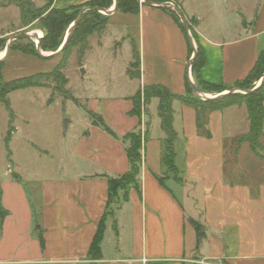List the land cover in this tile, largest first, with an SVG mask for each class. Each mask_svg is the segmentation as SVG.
Instances as JSON below:
<instances>
[{
  "label": "crops",
  "instance_id": "crops-1",
  "mask_svg": "<svg viewBox=\"0 0 264 264\" xmlns=\"http://www.w3.org/2000/svg\"><path fill=\"white\" fill-rule=\"evenodd\" d=\"M90 1L51 0V8L67 9ZM170 2L189 20L204 52L200 79L222 92L242 81L264 50V0H236L234 7L226 0ZM38 3L36 7L43 6L42 0ZM190 3L197 8L189 10ZM201 8L207 13L203 17L198 14ZM169 11L138 4L135 15L122 13L136 19V42L129 35L120 39L128 42V65L135 43L140 77L130 80L126 75L125 92L98 105L96 99L90 101L91 113L100 116L114 135L88 118L78 135L60 142L59 164L51 171H35L28 177L9 169L4 172L1 208L7 215L0 233V264H264V181L257 183L253 194L255 185L247 178L244 183H232L231 175L225 174L232 156H238L236 140L249 131L245 106L209 112V137H205L197 130L196 111L178 101L172 103L175 168L181 182L168 179L162 164L165 135L158 100L142 102L139 116L129 113L131 98L144 86L160 85L187 95L188 82L194 83L188 67L193 53L181 21L177 23ZM117 13L110 15L102 34ZM147 123L138 175L140 196L130 190L128 201L106 222L101 259L89 261L87 252L107 199V182L101 176L118 177L128 171L122 137L134 131L144 133ZM259 143L264 146V123ZM251 155L256 157L252 151ZM233 162L239 165L238 160ZM262 163L259 172L264 175ZM248 169L242 174H249ZM23 184L33 185L31 192ZM191 221L203 227L205 238L199 245Z\"/></svg>",
  "mask_w": 264,
  "mask_h": 264
},
{
  "label": "rangeland",
  "instance_id": "rangeland-1",
  "mask_svg": "<svg viewBox=\"0 0 264 264\" xmlns=\"http://www.w3.org/2000/svg\"><path fill=\"white\" fill-rule=\"evenodd\" d=\"M18 1L20 0H0V53L5 52L7 41L15 35L28 33L31 38L13 43L12 49L8 51V55L2 63V78L4 81L17 80L38 73H51L62 58V55H58L52 59L43 60L35 55L22 52L25 48H31L32 46L36 48V39L39 34L41 38L45 31L40 27L38 21H35L30 27L21 26L18 9L15 6ZM49 1L42 0V7L46 8ZM166 1L174 5L180 12L177 4L170 2L171 0H159L155 3L159 4ZM227 1L230 7L231 5L232 7L235 6L236 0ZM35 2V6L39 5L38 0ZM112 7L113 0L107 10ZM196 8L195 3L189 4V10ZM49 11V9H46L44 15ZM198 14L203 17L207 13H204L201 8ZM100 16L110 18V16L103 13H100ZM212 16L211 14L208 17L212 18ZM211 18L208 19L209 25L212 23ZM85 21L86 24L79 33L85 29L90 30L98 24L97 19L90 15L85 16ZM178 21L180 22L179 17ZM185 21L188 27L191 28L188 24L189 20L185 19ZM135 22L136 19L132 16L117 13L110 20L111 24L105 34H93L88 37V48L81 57L78 53V47L72 49L61 72L67 80L64 89L77 100L78 104L72 100L64 99L60 93L54 90L55 83L47 78L43 79L42 87L17 90L8 94L10 109L14 114L12 123L14 132L11 134L12 142L8 144L10 155H8L4 144L9 116L4 105L0 103V181L4 172L8 169L10 172H15L24 177H28L30 173L35 171L42 173H45V169L51 171L54 166L59 164L56 152L60 148V142L64 137L71 138L78 135L86 120L90 118L88 112L93 111L90 103L91 99H96L98 105L104 99L125 92V88L128 87V79L123 70L126 71V67H128L127 61L130 54L128 42L125 38L121 40L120 36L129 35L136 42L137 27ZM234 31L232 26V35ZM43 53L48 56L51 52ZM2 56L3 54L0 55V58ZM259 82L260 80L251 84L249 91H255V88L259 86ZM234 89V87H231L225 91ZM236 93L244 94L242 92ZM210 95L215 96L217 94L211 93ZM235 146L236 151H239L238 156H232V161L226 166L225 174L228 178L231 175L232 183H244L243 179L247 178L248 183L255 185L251 187L254 194L258 191L256 189L257 183L261 180L264 181V175L259 172V167L263 161H260L257 156L256 158L251 155L247 143ZM258 153L264 160V146L262 144L259 145ZM233 159L238 160L239 165H236ZM241 160L244 163L241 164ZM246 168H249L250 172L244 175L242 172ZM52 174L49 173V176ZM166 174L168 179L182 181L178 171H166ZM23 187L26 192H31L33 189V185L30 184H23Z\"/></svg>",
  "mask_w": 264,
  "mask_h": 264
},
{
  "label": "trees",
  "instance_id": "trees-1",
  "mask_svg": "<svg viewBox=\"0 0 264 264\" xmlns=\"http://www.w3.org/2000/svg\"><path fill=\"white\" fill-rule=\"evenodd\" d=\"M159 0H148L147 2L155 3ZM112 4V0H92L81 5L71 6L67 9H52L51 0L48 2V6L38 8L34 5L32 0H20L16 2L15 6L18 9L19 21L22 27H28L35 21H38L40 27L45 31V34L39 40V47L42 52H56L62 45L66 32L70 35L68 41L64 45L63 49L58 55H62L60 62L55 66L51 73H38L29 77L4 81L2 78V63L7 57H4L0 61V103H2L8 112V129L4 138L5 148L8 151V144L11 134L14 132L12 123L14 120V114L10 109V103L7 98L8 94L17 90H23L27 88L42 87L43 79H51L54 83V90L60 93L64 99H69L78 104L77 100L73 98L65 89L67 80L62 74L68 57L74 47H78V53L81 57L85 50L88 48L87 39L93 34H101L105 29L108 17L103 18L97 11H86L75 26L72 27L73 22L78 16V13L83 8H98L101 10H107ZM46 9L50 11L44 15ZM138 11V3L136 0H117L116 12L123 14L135 15ZM174 20L179 23L178 16L172 11H169ZM90 15L97 19L98 24L90 30L79 31L84 28L86 21L85 16ZM190 23L195 24V20L191 19ZM181 26V25H180ZM189 44L190 54L193 53V49L187 34L181 26ZM190 34L196 43V53L190 64V71L193 77L194 85L201 93H222V89L210 84H206L200 79V70L204 65V52L198 42L195 39L193 30L189 27ZM26 38H21L13 41L10 44L9 50L12 49L13 43L21 41ZM8 50V51H9ZM23 53L29 55H35L40 59L48 60L49 58H41L34 46L31 48H25ZM57 55V56H58ZM56 57V56H55ZM264 74V50H262L254 63L252 69L247 76L239 82L232 85L235 89L249 90V86L256 81H259ZM126 75L130 80L139 79L140 77V61L136 46H132V60L126 69ZM151 99L158 100L157 114L160 120V127L165 135L163 140V155L162 164L166 168V171L177 172L175 168L174 144L177 136L172 127L173 110L172 103L178 101L186 106L192 107L196 111V127L198 132L209 137V132L206 129V116L209 112L220 111L233 105H244L247 111V119L249 122V131L245 136H242L236 140V145L239 146L243 143H247L251 151L260 160L263 158L258 153L259 140L262 137V126L264 123V82L262 85L248 94H228L215 99L201 100L198 96L193 95V91L188 82V94L177 95L160 85L144 86L141 91L134 95L132 100V109L129 112L131 115L139 116L141 103L149 102ZM92 124L102 128L104 131L114 135L110 129L106 126L102 118L96 114L88 112ZM148 123L146 124L144 133L140 131H134L126 134L122 137V142L125 144V153L128 160V171L118 177L101 176L106 179L107 182V199L102 217L97 225L96 231L90 243L86 259L92 262L101 259V243L106 228V222L108 219H114L115 213L126 203L129 199V192L134 189L140 196L141 189L139 184V171L142 158V147L147 140ZM12 178L19 181V177L12 174ZM158 181L163 185V180L158 178ZM180 182V180H179ZM7 215V212L1 208V190H0V233L2 223ZM197 235V245L205 238L204 230L201 224L191 221Z\"/></svg>",
  "mask_w": 264,
  "mask_h": 264
},
{
  "label": "water",
  "instance_id": "water-1",
  "mask_svg": "<svg viewBox=\"0 0 264 264\" xmlns=\"http://www.w3.org/2000/svg\"><path fill=\"white\" fill-rule=\"evenodd\" d=\"M136 2L140 5H143V6H158L160 8H164V9H168L172 12H174L180 19L181 23H182V26H183V29L185 30L186 34H187V37L189 39V42L191 43V46H192V49H193V54H192V57L189 61V65L188 67H190V64L192 62V59L196 53V47L194 45V42L192 40V37H191V34H190V31H189V27L184 19V17L182 16V14L178 11L177 8H175L174 6L172 5H166V4H157V3H152V2H144L142 0H136ZM116 6H117V0H113V7L110 9V10H101V9H98V8H83L79 13H78V16L77 18L75 19V21L73 22L72 24V27L75 26L77 24V22L80 20V18L82 17V15L86 12V11H97L99 13H103L107 16H110L112 15L114 12H116ZM71 33V32H70ZM69 34H67L64 38V41L62 43V45L59 47V49L56 51V52H53V53H50L48 56L45 55V53H43L41 50H40V47H39V40H40V37H38L36 40H37V45H36V51L38 53V55L41 57V58H49V57H55L57 56L60 51L63 49L64 45L66 44V42L68 41V37H69ZM31 38V35L28 34V33H22V34H18V35H15L13 37H11L8 41H7V44H6V48H5V52H4V57L7 55L8 53V50H9V47H10V44L15 41V40H18V39H21V38ZM4 57L0 60L2 61L4 59ZM264 82V74L262 76V78L260 79V82H259V86L257 88H259L262 83ZM189 84H190V87L193 91V93L198 96L200 99L202 100H208V99H215V98H219V97H222V96H225V95H228V94H232V93H236V92H242L244 94H248V93H252L253 91H249V90H230V91H226V92H222L220 94H217L215 96H207L201 92H199V90L196 88V86L194 85L193 82L189 81ZM255 88V89H257Z\"/></svg>",
  "mask_w": 264,
  "mask_h": 264
},
{
  "label": "bare ground",
  "instance_id": "bare-ground-1",
  "mask_svg": "<svg viewBox=\"0 0 264 264\" xmlns=\"http://www.w3.org/2000/svg\"><path fill=\"white\" fill-rule=\"evenodd\" d=\"M39 37H40V34H39ZM0 54H3V56H2V58H3V57H4V53H3V52H1ZM2 58H0V60H1Z\"/></svg>",
  "mask_w": 264,
  "mask_h": 264
}]
</instances>
